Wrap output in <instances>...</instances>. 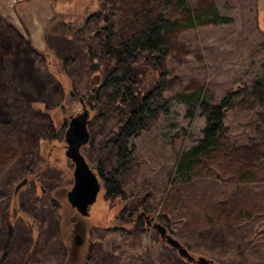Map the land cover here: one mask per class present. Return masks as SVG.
I'll use <instances>...</instances> for the list:
<instances>
[{"label": "rangeland", "instance_id": "rangeland-1", "mask_svg": "<svg viewBox=\"0 0 264 264\" xmlns=\"http://www.w3.org/2000/svg\"><path fill=\"white\" fill-rule=\"evenodd\" d=\"M109 1L115 5L116 36L128 38L142 28L144 15L137 11L147 0ZM189 2L198 12L212 4L229 20L180 28L169 41L162 94L168 103L133 141L128 166L114 181L124 200L148 193L151 208L146 212L162 218L168 234L191 256L213 264H264V164L257 162L264 149L258 147L261 140L252 150L244 148L258 141L264 129V124L257 125L261 118L255 103L243 100L226 116L223 139L238 148L222 155L219 164L202 160L199 179L182 186L171 180L180 155L197 145L205 128L199 114L187 116L178 96L203 89L207 100L218 104L227 92L253 90L261 79L264 0ZM99 4L0 0V218L6 222L5 229L0 226V260L6 252L2 264H26L30 255L28 264H182L185 259L154 229L122 225V199L108 198L105 184L84 218L62 192L72 186L73 166L60 147L71 118L85 110L90 139L81 153L106 177L116 167L114 150L104 149L118 120L110 110V90L103 95L101 114L87 103L88 76L96 63L92 54L102 50L93 32L98 16L85 19ZM175 6L169 11L181 21L185 13ZM57 11L69 20L56 21ZM53 134L59 140L47 156H40L38 146L50 143ZM259 166V180L239 187L242 174ZM248 210L251 218L240 217ZM80 223L85 231L78 246Z\"/></svg>", "mask_w": 264, "mask_h": 264}, {"label": "trees", "instance_id": "trees-1", "mask_svg": "<svg viewBox=\"0 0 264 264\" xmlns=\"http://www.w3.org/2000/svg\"><path fill=\"white\" fill-rule=\"evenodd\" d=\"M99 2L98 9L89 13L85 19L87 22L90 18L98 16L100 23L93 32L99 35L102 50L99 55L92 54L91 60L93 62L96 60V63L92 64V70L88 76L87 103L92 111L101 114L103 95L110 90V110L116 113L118 120L104 144V149L114 150L116 156L114 175L106 177L103 174L107 197L122 199L121 202L124 204L122 213L126 214L122 225L144 230L140 212L150 210V196L148 193H142L124 200L117 182L114 181V176L128 166V160L133 154V141L147 128L150 121L157 118L162 110L161 106H166L168 103L162 94L166 87L163 64L170 54L172 45L169 41L175 37L180 28L219 25L226 23L229 19L212 4L198 12L191 8L189 0H147L144 6H138L137 11L138 16L144 15L142 28L125 38L116 36L115 5L109 0H99ZM174 5L177 10L185 13L181 21L170 13L172 11H169V8ZM54 17L56 21L69 20L62 11H57ZM27 35L28 43H31L29 33ZM261 67L263 75L255 83L254 91L249 87L234 89L227 92L218 104L208 101L203 89L185 96H178L180 102L188 109L187 116L193 118L199 114L205 119V128L197 145L180 155L171 174V180L175 186H182L202 177V160L208 165L212 162L219 164L222 155L238 148L226 143L223 134L226 129L227 114L239 106L243 100L255 103L253 109L262 120L257 122V125L264 124V63ZM93 73L95 74L92 75ZM259 134L258 141L248 142L244 148L252 150L261 140L262 147L260 145L258 147L264 149V129ZM56 138L57 136L53 134L50 143L46 142L38 146L40 156H47L49 148L59 140ZM261 154L257 159L260 165L264 164V153ZM259 168L260 166L243 173L238 186L257 182ZM1 209L2 212L4 209L2 204ZM240 217L247 219L251 218L252 214L246 211L240 214ZM116 219L121 220L120 217ZM0 220V226L5 229L6 222L2 216ZM9 234L11 236V231ZM5 257L4 251L0 264ZM30 258L31 255L27 256L26 264L30 262ZM180 262L190 264L186 260Z\"/></svg>", "mask_w": 264, "mask_h": 264}, {"label": "flooded vegetation", "instance_id": "flooded-vegetation-1", "mask_svg": "<svg viewBox=\"0 0 264 264\" xmlns=\"http://www.w3.org/2000/svg\"><path fill=\"white\" fill-rule=\"evenodd\" d=\"M74 140H71L68 138H66L65 136V140L62 142V145L60 147V149L64 150L65 147V155L66 157L69 159V161H71V164L73 166V173H72V186L70 189H63L62 192H65L64 195L67 198V201L69 202V204L71 205L72 209L75 211L76 215L78 217H88L90 214V209L92 208V206L97 202L100 193L102 192V190L104 189L103 185L105 184V179L103 178V173L101 171H97L95 169H93L88 161L86 160V158L84 157V155L81 153V149L83 148L84 145H87L88 142L86 144H82L79 148V154L78 156H75L74 154ZM82 162H85L86 164H88L90 170L92 171V173H94L96 180H93L91 182V189L88 193V196H86L84 188H78L76 190H74V186H75V174L81 172L82 170ZM106 189V188H105ZM141 217H142V221H143V225L145 229H154V231L157 233H159L158 235L161 237V239L166 243L165 239L162 237L161 233L159 232V230H157L156 227H154L156 224H160L162 225V223L156 219L153 218L150 214H148L146 211H141L140 212ZM77 230H79L77 233H75L76 235V243L79 246L81 244V238H82V232L85 231V227H83V225L80 223L77 225ZM164 226V225H162ZM165 227V226H164ZM165 234H168L167 228L165 227ZM169 235V234H168ZM186 259V262H189L190 264H199L198 261L199 259H201V256H193L192 255V259H188L186 257H184ZM184 259V260H185Z\"/></svg>", "mask_w": 264, "mask_h": 264}, {"label": "water", "instance_id": "water-1", "mask_svg": "<svg viewBox=\"0 0 264 264\" xmlns=\"http://www.w3.org/2000/svg\"><path fill=\"white\" fill-rule=\"evenodd\" d=\"M88 114H89L88 111L85 110V112L83 114H80L74 118H71L70 123H69V127H68L67 132H66V138H68V140L71 139V140L75 141V143H74V153H75L74 155L75 156L80 155L79 154L80 146L82 144H86L90 139V133H89L88 128H87ZM93 180H96L94 173H92L88 164H86L85 162H82L81 172L75 174L74 190H76L80 187L84 188L85 194H86V196H88V193L91 189L90 184ZM26 182H27L26 179L23 180L19 184L18 188L23 186ZM154 227H156L157 230H159L162 237L165 239L166 243L178 251L180 256L186 257L189 260L192 259V256L189 254L188 250L186 248H184L178 240H176L171 235L165 234V227L164 226H162L160 224H156ZM198 263L199 264H213L204 257L199 259Z\"/></svg>", "mask_w": 264, "mask_h": 264}]
</instances>
